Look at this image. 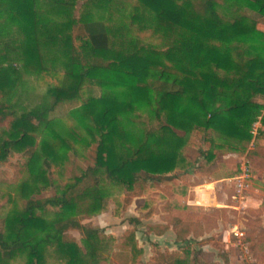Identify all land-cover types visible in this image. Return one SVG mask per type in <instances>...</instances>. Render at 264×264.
Here are the masks:
<instances>
[{
    "label": "trees",
    "instance_id": "trees-1",
    "mask_svg": "<svg viewBox=\"0 0 264 264\" xmlns=\"http://www.w3.org/2000/svg\"><path fill=\"white\" fill-rule=\"evenodd\" d=\"M78 1L0 0V44L20 51L24 64L43 70L47 68L41 46L50 44L63 55L66 68L60 82L51 85L31 109L0 107L2 119L12 116L10 127L0 130V166L15 152L28 153L29 161L39 156L36 136L41 134L57 138L63 148L76 153L74 141L63 134L54 115L57 108L82 98L88 83L124 87L121 96L83 99L78 115L91 138L85 146L96 144L92 164L53 198L35 200L22 188L23 206L0 218V264H11L23 252L28 256L26 264H45L49 246H57L67 256V264L95 263L101 245L99 229H90L75 215L49 221L37 210L63 211L86 202L92 212L104 207V179L132 189L143 173L146 181L171 172L178 159L184 160L181 151L188 144L176 129L186 134L214 132L231 140L232 148L241 143L246 148L253 139L254 118L264 112V103L257 100L264 99V31L257 26L264 18V0H204L199 1L202 10L194 9V0H137L131 19L145 27L149 19L154 21V30L168 39L165 49L142 45L128 38L124 27L90 18L92 8L102 0H83L77 17ZM76 26L84 35H79V45L73 35ZM17 27L27 33L25 42L18 41ZM10 32L4 42L2 37ZM167 70L175 75L164 77ZM18 73L12 62L0 68L3 92L15 85ZM143 108L149 109L152 120L145 122L137 114L143 127L140 134L133 133L131 124L136 119L130 113ZM41 150L46 155L38 170L43 181L38 190L51 186L50 168L61 164L55 163L48 140ZM206 156L214 158L212 152ZM91 177L93 183L81 188ZM172 222L178 240L192 230L179 219ZM149 228L161 234L169 226L150 224ZM39 229L43 235L37 234ZM69 229L82 232L85 250L67 236ZM134 232L127 231L123 238H133ZM212 254L202 250L195 264H218ZM173 255L161 253L159 261H171Z\"/></svg>",
    "mask_w": 264,
    "mask_h": 264
},
{
    "label": "rangeland",
    "instance_id": "rangeland-1",
    "mask_svg": "<svg viewBox=\"0 0 264 264\" xmlns=\"http://www.w3.org/2000/svg\"><path fill=\"white\" fill-rule=\"evenodd\" d=\"M137 0H102L99 6H94L90 18L103 19L111 27L122 26L127 31V37L140 41L142 45L167 48L168 39L163 32L154 30L152 20L147 26L136 19H131ZM194 9L202 10L199 1L194 0ZM83 0H79L76 8V16H80ZM138 12H140L138 10ZM151 17V16H150ZM155 24V22H154ZM259 29L264 31V18L257 23ZM18 30V27H17ZM1 33V32H0ZM11 33V32H10ZM18 41L25 42L27 33L19 28ZM73 35L77 45L81 43L79 35L84 37L83 32L76 26ZM12 36L4 35L3 41ZM18 52V53H17ZM7 53L8 57L4 56ZM43 65L46 70L33 65L24 64V58L20 51L6 50L4 43L0 44V68L13 63L18 69L15 85L10 90L3 92L0 88V107L11 105L17 111L29 110L41 102L42 96L48 88L59 83L65 72V58L55 46L50 44L41 46ZM106 64V62H105ZM158 73L160 70L155 69ZM175 72L167 70L164 77H173ZM124 87L118 85H92L87 84L82 98L64 102L55 111V117L61 123V131L72 138L77 152L67 150L61 146V142L54 137L37 135L39 156L29 161L26 152H15L0 166V218H5L14 207H22L24 199L20 191L26 192L35 200H46L61 193L68 184L76 181L95 158L96 144L85 146L90 135L80 122L78 110L82 107L83 99L90 95L114 96L120 95ZM264 103L263 98L257 99ZM264 111V110H263ZM264 113V112H263ZM261 114L254 119L261 120L257 127L258 138L255 145L243 143L238 149L232 148V141L225 139L214 132L203 133L195 131L186 134L184 130L177 133L186 137L188 144L182 149L184 160H177L175 178L164 179L158 176L145 181L143 173L138 183L132 189L125 185L104 179L101 185V194L104 197V207L95 211H89L86 202L72 209L63 210L47 207L45 210L38 209L37 213L51 221L56 217L75 215L84 225L90 229H99L101 235L100 252L93 264H163L159 261L161 253L174 252L171 261L165 264H195V258L202 250L212 252L213 259L218 264H264V119ZM137 114L142 120H152L148 108L134 110L130 113L136 119L131 124L132 132L140 134L142 125L137 120ZM0 114V130L7 129L11 125L12 116L2 119ZM261 135V136H260ZM213 139V140H210ZM51 143L55 163L49 171V179L52 184L49 188L38 190L43 181L38 177V170L46 155L41 150L44 140ZM208 152L214 154L209 160ZM247 156L251 165V179L245 198L237 200L235 181L231 180L238 174L242 159ZM63 157V158H62ZM93 179H86L81 188L91 185ZM196 186V190H194ZM204 190L198 192L199 190ZM190 192V194H189ZM175 193L194 198L206 196V199H196L194 204L187 205L186 198H171ZM200 195V196H199ZM181 201V202H180ZM166 202L176 204L179 210L171 209L166 214L169 227L174 225L172 219H179L188 223L192 229L185 239L178 240L175 236L168 237L160 242V238L154 229L149 228V208L154 209L155 214L165 210ZM160 221V218H159ZM238 225L245 232V245L237 246L232 229ZM37 231L38 235L44 232ZM134 230L133 238L129 236L126 241L124 233ZM69 238L76 239L77 243L85 250L82 232L78 229H69ZM152 233V234H151ZM178 243V244H177ZM180 243V244H179ZM203 244L208 246H203ZM28 256L19 253L11 264H26ZM179 260L178 262H176ZM67 256L57 246H49L45 251V264H67Z\"/></svg>",
    "mask_w": 264,
    "mask_h": 264
},
{
    "label": "built area",
    "instance_id": "built-area-1",
    "mask_svg": "<svg viewBox=\"0 0 264 264\" xmlns=\"http://www.w3.org/2000/svg\"><path fill=\"white\" fill-rule=\"evenodd\" d=\"M261 123L263 122H261V120L259 119V120H256L252 125L251 132L253 134V139L250 143V146L255 145V140H256V137L258 136L257 127L260 126ZM251 171L252 170H251L249 159L247 156H245L239 165L238 174L235 175V177L231 179L235 181V186H236V193L234 195L235 199L242 201L245 198V194L248 190L250 179L252 176ZM232 232L236 239L235 241L236 245L243 247L245 245V242H244L245 232L241 230L238 225L234 226V228L232 229Z\"/></svg>",
    "mask_w": 264,
    "mask_h": 264
},
{
    "label": "crops",
    "instance_id": "crops-1",
    "mask_svg": "<svg viewBox=\"0 0 264 264\" xmlns=\"http://www.w3.org/2000/svg\"><path fill=\"white\" fill-rule=\"evenodd\" d=\"M164 177V179H167V180H171L172 178H175V176H176V173L175 172H173V173H171V172H169V173H167V174H165V175H163ZM194 190H196V186H195V188H194ZM202 191H204V190H199L198 192L200 193V192H202ZM189 194H190V192H189ZM201 194V193H200ZM200 196V195H199ZM173 197H175V198H179L180 200H182L181 198H184L185 196H183V195H181V194H179V193H175L174 194V196H172V198H171V200L172 201H175V200H178V199H175V198H173ZM186 200H188L187 201V205H192V204H194V200H196V199H198V198H200V199H206V196L205 195H203V196H201V197H193V196H191V195H186ZM181 202V201H180ZM174 205H176V204H170V207H168L169 205H168V203L166 202V205H165V210H161V213L160 214H155V213H157V212H153L154 211V209H152V208H149V210H152V211H149L148 212V215H149V213H151L150 214V217L148 218L149 219V221H148V223L149 224H164V225H167L168 223H169V221L166 219V214H170V212H172L171 211V209H173L175 212H177V210H179V208L176 206H174ZM159 218H160V221H159ZM152 234V233H151ZM159 238H160V242H162V241H165V239H167L168 237H173V236H175V239H176V237H177V233H176V230H175V228H174V226H170L165 232H163V233H161V234H156ZM177 240V239H176ZM178 244V243H177ZM180 244V243H179ZM209 245V244H208ZM208 245H205V244H203V246H208ZM205 250H206V248H204ZM163 264H165L164 262H162Z\"/></svg>",
    "mask_w": 264,
    "mask_h": 264
}]
</instances>
